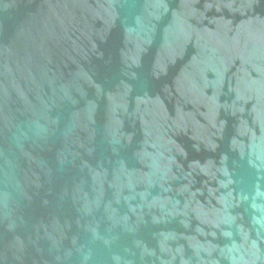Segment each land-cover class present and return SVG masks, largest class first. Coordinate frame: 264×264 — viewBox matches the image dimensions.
I'll return each instance as SVG.
<instances>
[{"label":"water","instance_id":"95a60500","mask_svg":"<svg viewBox=\"0 0 264 264\" xmlns=\"http://www.w3.org/2000/svg\"><path fill=\"white\" fill-rule=\"evenodd\" d=\"M0 264H264V0H0Z\"/></svg>","mask_w":264,"mask_h":264}]
</instances>
